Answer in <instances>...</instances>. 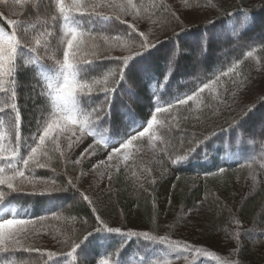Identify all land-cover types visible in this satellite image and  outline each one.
Segmentation results:
<instances>
[{"label":"trees","instance_id":"trees-1","mask_svg":"<svg viewBox=\"0 0 264 264\" xmlns=\"http://www.w3.org/2000/svg\"><path fill=\"white\" fill-rule=\"evenodd\" d=\"M185 2L191 7L195 5L210 8L207 0ZM214 13L209 18L196 19L187 26L182 25L181 21L177 26V21L164 15L161 44L152 50L145 62L150 69V77L142 75L139 70L127 73L125 81L115 93L112 115L108 120L111 133L112 129L118 132L128 130L138 121L137 118L142 119L145 114L148 115L157 101L163 109H167L169 104L173 105L170 110L157 113L161 123L153 135L155 152L152 156L158 162H152L154 158L149 160L152 156H142L139 161L138 157L120 161L112 169L113 174L107 181L103 195L97 200L92 199L90 194L87 195L91 204L82 198L89 189L78 184L73 177L71 179L75 187H72L68 183L69 179L57 172V181L62 187L60 204L53 207L50 218L60 220V225L77 223L78 229H75L73 236L76 244H80L89 232L100 227L95 219L97 215L108 226L118 224L124 232L129 229L146 230L150 235L166 233L164 230L179 234L186 232L201 242L213 239L221 241L237 228L253 229L264 223V126L252 134L254 149L258 151V156L253 160L225 161L221 158L222 149L217 147L226 134L232 136L235 132L247 133L253 123L264 122V96L256 103L245 106L244 113L239 116L231 117L227 112L239 92L238 84L249 82L256 75L254 62L261 61L264 65V0H221ZM240 15L250 16V21L238 32L231 29L229 21ZM211 21L215 23H210ZM0 24L9 31L1 18ZM111 32L112 30L105 32V37L117 40L124 38L126 42L139 43L138 35L129 32L127 25L115 33ZM108 61L105 64L108 66H103L98 61L90 67L88 78L91 81L103 79L110 71L121 67L115 65L111 68L113 61ZM16 65L15 103L22 116L21 136L25 138L36 130L37 118L47 104L42 96L37 98V95H30L33 87L37 88L35 94L41 91L38 86V71L34 67H24L21 60H17ZM115 79L118 80L119 76ZM205 84L208 85L207 88H204ZM112 86L113 80L110 78L108 87ZM185 89L191 95L197 92L195 98L210 91L216 93L203 98L200 110H190L193 104L191 101L183 105L176 102L177 98L170 101V94L181 95L182 99ZM198 89L203 91L199 92ZM93 97L94 107L104 100L103 95ZM196 116L201 119L200 124L189 121ZM210 156H213L211 160ZM178 157L186 158L173 164L172 161ZM221 168L224 172H220ZM255 169L261 172L259 188L242 197L234 194V175L242 170ZM38 172L40 175L47 174L40 172V169ZM169 173L175 174L176 179L169 178ZM207 177L218 183L211 184V181L204 180L199 184L187 182ZM44 195L46 194L35 193V197L20 201L34 208L31 219L35 221L45 219L44 215L39 214L40 208L45 206ZM93 208L96 209L95 212ZM185 209H192L193 212L184 216ZM101 234L103 233L90 236L81 245V256L75 264H92L93 259L100 255L104 259H113L115 255L119 256L120 252H124L126 245L129 247L128 255L138 254V245L146 241L142 237H134L135 240L126 242L121 236L118 235L122 239H115L116 234H111L110 242L99 246L95 241L105 237ZM250 234L254 236V240L240 249L238 256L246 261L264 264V246H261L264 232L262 235ZM20 254L22 253L18 252L17 256Z\"/></svg>","mask_w":264,"mask_h":264},{"label":"rangeland","instance_id":"rangeland-1","mask_svg":"<svg viewBox=\"0 0 264 264\" xmlns=\"http://www.w3.org/2000/svg\"><path fill=\"white\" fill-rule=\"evenodd\" d=\"M207 1L210 4V8L195 7V5L191 7L185 2V0H156V3L157 5L163 4L167 6L170 11L175 12L177 16H180V21L183 23L182 25L187 26V24L193 23L196 19L211 17L218 9L221 2V0ZM251 1L255 2L256 0ZM117 2H119V0H117ZM135 2L142 3L143 7L148 11L145 12L142 10L139 16L136 14L122 16V19H126L130 24H135L138 32L143 31L150 34V38L153 42H155L157 37L161 40L164 36L163 26L165 24L163 11L160 9H153L151 7L153 0H135ZM44 3V0H0V13H3V16H0V18L6 25L7 19L24 21L22 29L17 30V35L21 44L25 47L22 51L18 50L17 60H21L25 64L24 67H34L38 71L41 81H44L45 77L52 76V69L55 67V61L63 59V48L60 50H57L56 48L57 39L60 35H62L60 23L56 26L57 35L51 38V43L47 52L42 47L36 52L31 51V48L35 46V39L40 38L42 41L45 39V37L41 36V33L45 32L48 25L51 24V16L55 10L54 0L51 6L47 3H45V5ZM103 12L105 15L113 16L116 12H118V10L106 8L103 9ZM148 16H151L150 20L146 19ZM249 17L250 16L248 15H240L238 18L232 17L229 21L231 29L238 30V32H240L241 29L248 25L250 21ZM77 18L80 21V25L77 27V33L79 34L80 32H83L84 35L80 38L85 42L80 50L79 58L89 60L93 59L92 53L94 52L97 54L103 52L106 55L113 57L129 54V48L133 46L134 42H126L124 41V38L119 40L107 39L106 42L104 35L105 32L109 33L110 30H112L113 33L117 32L124 27L125 24H121L116 20L103 21L97 19L96 17L89 18L87 16H78ZM7 26L10 30L11 26ZM0 30H3L1 26ZM112 61L113 63L111 68L118 65L115 60ZM108 62V60H105L101 63V65L108 66L105 65ZM254 65L256 69V75L254 78L252 76V80L243 84L241 82L237 86L239 92L235 97L236 99L234 100L233 105L229 111H227L231 117L239 116L245 109V106L256 103V101L264 96V65L261 61L254 62ZM86 79L89 83H91V79L88 78V76H86ZM0 88L9 89L8 95L10 96L12 85L7 78L0 80ZM36 90L37 88L33 87V91L30 95H37V98H40L39 93L35 94ZM215 93V91H210L204 96L201 95L191 100L193 104L190 110H200L203 98L214 96ZM189 95H191L189 90L185 89L182 99H186ZM5 99V93L0 92V102H3ZM87 103H90L91 106L94 107L95 97ZM2 106L3 104L0 103V107ZM81 106L87 107V104L82 102ZM155 107L163 108L157 103L154 104L152 109H149L150 113H148V115L145 114L142 119L137 118L138 121L130 126V128L125 132H118L116 129H112L113 133L111 135L108 132L110 129L108 121L97 127L96 131L104 133L113 141H122L123 139H127L125 134L131 132L132 135H135V129H137L138 124L143 123L144 126H146V121L151 118V114L154 112ZM258 115L259 114L256 115V118ZM207 116L204 117L207 118ZM189 121H192L193 124H196V122L197 124L201 123L199 116L192 117ZM158 126L159 125H154L152 137L146 135L140 140L134 142V147L128 150L131 152V155L127 161H130L133 157H138L137 161H139L142 156L149 158L153 155V152H155V142H152L154 140L153 135ZM263 126L264 122H256L255 124L253 123L251 129L248 130L249 132H238L234 134L231 139L226 138L224 146L226 148V156L228 157L227 160L231 162H241L248 159L250 161L253 160L254 157L258 156L257 149H254L255 142L252 134L258 132ZM6 129L7 124L0 123V132L5 131ZM139 130L142 131L143 128L141 127ZM34 132L29 136L26 135L25 138L31 137ZM98 138L99 137H97V139ZM92 143L93 139L89 137L83 144L75 147L74 151L68 153V159L61 157L59 155V151L53 144L46 143V150L48 154L47 156L42 155L40 157L41 163H44L46 167L40 169V172L43 174L46 172L47 174L40 175L38 172L39 169H34V175L41 178L40 181L35 184V187L25 182L22 191L11 192L5 186L0 185V190L7 193L4 200L0 201V219L29 220L33 213L29 214L28 211H33V207L31 205L23 204L20 201L29 197H35V193L46 194L43 197L45 201V208L42 211L45 219L41 221L30 219L34 221V223L26 225L25 233L18 237L21 240V245L16 246L15 251L9 253L0 252V264H4L5 261H10L11 264H75L79 261L81 249L72 255H68V253L72 252L71 245L75 243V238H73V236L75 234V229H78V226H76L77 223L69 222L67 223L68 227H66L67 224L60 225V220L50 218L53 207L60 204L59 194L62 187L59 185L61 183L57 181V178L59 177L57 172L61 173L65 179L72 177L75 178L78 184L89 189V191L86 190V195L90 194L92 199L97 200L99 196L104 193V188H106L105 186L108 184L107 181L113 174V172L111 173L112 169L116 168V164L120 161H125L123 158L124 150H122L118 161L114 160L109 162L107 160V154L111 151V147H108L107 149H104L102 146L100 148H95L92 150L95 152V155L89 156L85 153V149ZM116 146L118 147L119 144L117 143ZM60 150H66V143L63 139L61 140ZM81 153H84V157L82 159ZM153 158L154 156L150 157L149 160H152ZM77 160L80 162L76 163ZM100 161H104V164L100 165ZM152 162L155 163L158 161L154 158ZM93 165H97V167L93 168ZM0 166H2V162H0ZM53 169L55 171H53ZM135 172H137V169ZM25 174L26 176L29 175L28 172ZM169 178L176 179V175L169 173ZM203 180L207 182L211 181V184H215L216 182L211 177L204 179L194 178V180L187 182L199 184ZM221 183L222 182L220 181V184ZM260 184V170H242L234 175L233 191L234 194L242 197L254 193L259 188ZM262 211L264 213V206L262 207ZM192 212V209L183 210L184 216L187 214L189 215ZM17 214L21 215L17 216ZM109 225V227H119L118 224ZM241 229L242 228H237L234 232L228 233L224 240L221 239L220 241V239H213L210 242H201L190 233L183 232L179 234L174 231L164 230L166 233L163 234L152 233V235L157 238L156 242L146 240L144 243L139 244L138 254L128 255L127 250L129 247L126 245L124 247V252H120V255L115 257L112 261H107L108 264H144L145 260L149 261L150 264H256L240 258V255L238 256V254L240 249L254 240V236L251 235L250 232L254 235H262L264 232V223L254 227L253 229ZM129 230L140 232L146 231L142 229ZM101 235L105 237L99 238V240L95 241L96 245L100 246L101 244L110 242L109 236H111V234L103 233ZM115 236V239H122L119 238L118 235ZM161 237H166L168 241L177 242L181 246L184 244L192 245L193 251L189 253L184 250L183 247L176 248L174 245L167 242L160 243L159 238ZM133 238L125 239V241L131 242L135 240ZM261 246H264V237L261 241ZM29 248L39 249L40 252H29L27 251ZM196 248L202 249V253L197 254L194 250ZM49 251L56 252L58 255L50 260L46 255ZM18 252H21L22 254L17 256ZM40 253L45 254L40 255ZM203 253H212V255L206 256ZM101 261H104V259L97 257L93 259L92 264H101Z\"/></svg>","mask_w":264,"mask_h":264},{"label":"snow or ice","instance_id":"snow-or-ice-1","mask_svg":"<svg viewBox=\"0 0 264 264\" xmlns=\"http://www.w3.org/2000/svg\"><path fill=\"white\" fill-rule=\"evenodd\" d=\"M45 2L51 6L53 0H45ZM54 4L55 10L51 16V24L48 25L45 32L41 33V36L45 37V39L43 41L40 38L35 39V46L31 48V51L36 52L42 47L47 52L51 38L57 35L56 26L60 23L62 35L57 39L56 48L57 50L63 48V59L55 61L52 76L45 77L44 81H40L37 78L38 86L41 88L39 95L45 99L48 106L41 110L36 121V130L28 138L21 136L22 116L17 103H15L16 61L18 59V50L22 51L25 47L18 38L17 30L22 29L24 21L7 19V25L11 26L10 30L8 32L0 30V80L7 78L12 84L10 96L8 95L9 89L0 88V92H4L6 95V99L0 102L3 104L0 107V123L7 124V129L0 132V162H2V166H0V185L5 186L11 192L22 191L25 182L35 187V184L40 181L41 178L34 175V169L46 167L40 160L42 155L47 156L48 154L46 143L53 144L59 151V155L68 159V153L74 151L75 147L83 144L91 137L93 143L89 144L88 148L85 149V153L89 156L95 155V152L92 151L95 148L102 146L107 149L111 147V151L107 154L109 162L118 161L122 150H124L123 158L127 161L131 155L128 150L134 147V142L146 135L152 137L154 125L161 123L157 120L156 114L168 111L173 107L172 104H169L167 109L155 107L151 118L146 121V126L143 123L138 124L137 129H135V135H132L131 132L126 133L127 139L122 141H113L104 133L96 131L97 127L111 118L115 93L125 81L126 74L139 70L142 74L150 77V69L145 62L151 56L152 50L157 49L158 45L161 44V41L157 37L155 42H153L150 34L143 31L138 32L135 24H130L126 19H122V16L130 14L139 16L142 10L148 11L143 7L142 3L135 2V0H119V2L117 0H54ZM151 7L162 10L165 16L170 20L177 21V26H179L180 16L170 11L167 6L163 4L157 5L156 0H153ZM106 8L117 9L118 12L113 16H108L103 12V9ZM0 16H3V13H0ZM78 16L96 17L103 21H119L121 24L128 26L129 32L138 35L139 43H133V46L129 48L128 55L113 57L103 52L99 54L94 52L92 53L93 59H81L79 58V53L85 42L80 38L84 35L83 32L77 33V27L80 25ZM146 19L150 20L151 16L146 17ZM210 23L214 24L215 22L211 21ZM107 39L105 37L106 42ZM105 60H115L118 65L122 66L118 67L116 71H110L103 79H93L89 83L86 79L89 68L98 61L102 63ZM168 67L171 70V62H169ZM232 70L229 69V71ZM116 76H119L118 80L115 79ZM110 78L113 80L112 87H108ZM207 87L208 85L205 84L204 88ZM129 91L131 92V89ZM198 91L202 92L203 89H198ZM94 95L104 96V100L96 107H92L90 103H87L91 101ZM196 96L197 92H193L186 99L177 98L176 102L183 105L193 100ZM82 102L86 103L87 107H82ZM141 127L143 128L142 131L139 130ZM97 137L99 138L97 139ZM62 139L66 143V150H60ZM117 143L119 144L118 147L116 146ZM83 157L84 153H81V159ZM185 158L178 157L172 163H180ZM79 162V160L76 161V163ZM99 163L103 165L104 161ZM96 167L97 165H93V168ZM117 170H119L118 167ZM53 171L55 170L53 169ZM26 172L29 175L26 176ZM220 172H224V169L221 168ZM210 174L214 175V173ZM68 183L75 187L71 178H69ZM6 195L5 191L0 190V201H3ZM82 198L89 204L92 203L87 195H82ZM95 211L96 209L93 208V212ZM95 219L100 224V227L96 228L94 232H89L80 244L73 243L71 245L72 252L68 253V255L75 253L90 236L96 233L116 234L124 239L142 237L144 240L157 241V238L148 232L133 230L124 232L119 227H109L99 215ZM32 223L34 221L30 219H0V252L9 253L15 251L16 246L21 245V240L18 237L25 233V226ZM159 242H167L176 248L183 247L189 253L193 251L192 245L184 244L181 246L177 242L168 241L166 237L159 238ZM194 250L197 254L203 251L200 248ZM27 251L40 252L39 249L35 248H29ZM44 254L40 253V255ZM203 254L206 256L212 255V253ZM46 255L51 260L58 254L49 251ZM4 264H11V262L5 261ZM101 264H108V261H101ZM144 264H150V262L145 260Z\"/></svg>","mask_w":264,"mask_h":264}]
</instances>
